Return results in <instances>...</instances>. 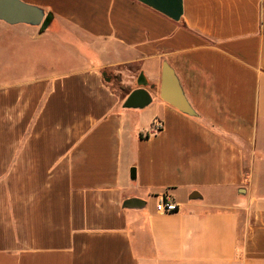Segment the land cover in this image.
Here are the masks:
<instances>
[{"label": "crops", "instance_id": "1", "mask_svg": "<svg viewBox=\"0 0 264 264\" xmlns=\"http://www.w3.org/2000/svg\"><path fill=\"white\" fill-rule=\"evenodd\" d=\"M20 1L48 22L0 20V264H264V0Z\"/></svg>", "mask_w": 264, "mask_h": 264}, {"label": "water", "instance_id": "2", "mask_svg": "<svg viewBox=\"0 0 264 264\" xmlns=\"http://www.w3.org/2000/svg\"><path fill=\"white\" fill-rule=\"evenodd\" d=\"M0 20L10 24H28L32 26H39L41 24L46 25L48 18H45L43 10L27 5L20 0H0ZM106 77V74H104ZM110 82V79L105 78ZM146 86V84L144 85ZM160 98L178 109L180 112L187 115H194V111L190 106L180 82L174 72V70L168 65L164 64L162 68V79L160 86ZM152 96L145 88H139L128 94L126 101L124 102L125 108L137 109L144 108L151 104ZM134 177V171L132 172ZM198 197L195 193L192 195V199ZM142 201L137 199L128 200L126 207L139 206Z\"/></svg>", "mask_w": 264, "mask_h": 264}, {"label": "rangeland", "instance_id": "3", "mask_svg": "<svg viewBox=\"0 0 264 264\" xmlns=\"http://www.w3.org/2000/svg\"><path fill=\"white\" fill-rule=\"evenodd\" d=\"M13 29L14 28H12L11 26H7V25L3 24L2 22H0V43H2V42L5 43L4 46L8 45L9 43L11 45V43H13V42H15V43L22 42V39H18L19 37H14L16 31H14ZM5 47H7V46H5ZM31 47H34V46H31ZM40 47L45 48V45H40ZM40 47H39V45H36L35 48L40 49ZM67 47L71 50H75L74 47H72V46L71 47L67 46ZM53 48L57 49L56 47H52V49ZM66 58H67V61L69 63L65 62V64L63 63V64H57L55 66H52V71L53 72L62 71V70H64V68H68L69 66L79 65V63H76V62L70 63L71 62L70 55L67 54ZM24 75H26V74H24ZM24 75L22 74V76H24ZM9 82H12V78L8 77V75H5L4 77L0 78V84H7ZM119 86H120V84L117 83V87H116L117 92L119 94L124 93L123 91H121L119 89Z\"/></svg>", "mask_w": 264, "mask_h": 264}, {"label": "built area", "instance_id": "4", "mask_svg": "<svg viewBox=\"0 0 264 264\" xmlns=\"http://www.w3.org/2000/svg\"><path fill=\"white\" fill-rule=\"evenodd\" d=\"M161 128L162 124L157 123L155 131H159ZM155 210L158 214L166 215L178 212L180 210V207L173 199L166 196L157 200Z\"/></svg>", "mask_w": 264, "mask_h": 264}, {"label": "trees", "instance_id": "5", "mask_svg": "<svg viewBox=\"0 0 264 264\" xmlns=\"http://www.w3.org/2000/svg\"><path fill=\"white\" fill-rule=\"evenodd\" d=\"M119 89H120L121 91H123L124 93L126 92V89H125V87H124V86H122V85H120V86H119Z\"/></svg>", "mask_w": 264, "mask_h": 264}]
</instances>
